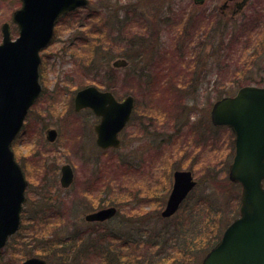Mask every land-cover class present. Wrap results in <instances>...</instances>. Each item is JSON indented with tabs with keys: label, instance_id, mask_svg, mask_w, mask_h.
Listing matches in <instances>:
<instances>
[{
	"label": "rangeland",
	"instance_id": "obj_1",
	"mask_svg": "<svg viewBox=\"0 0 264 264\" xmlns=\"http://www.w3.org/2000/svg\"><path fill=\"white\" fill-rule=\"evenodd\" d=\"M223 1L199 9L192 0H89L56 20L40 52L42 94L12 144L28 187L20 229L0 249V264L30 255L47 264L157 263L174 243L199 249L215 210L226 221L237 216L226 164L233 135L212 126L210 110L243 85L264 86V0H250L241 19L222 15ZM20 5L0 0V42L4 23L18 36L12 14ZM116 59L128 66L113 68ZM86 86L134 97L119 148L97 147L98 119L74 112V94ZM47 128L58 133L54 143L45 140ZM64 164L74 173L67 189L59 184ZM174 170L191 171L198 183L162 218ZM112 205L113 219L85 220ZM101 245L107 255L96 252ZM178 259L201 264L197 256Z\"/></svg>",
	"mask_w": 264,
	"mask_h": 264
},
{
	"label": "water",
	"instance_id": "obj_2",
	"mask_svg": "<svg viewBox=\"0 0 264 264\" xmlns=\"http://www.w3.org/2000/svg\"><path fill=\"white\" fill-rule=\"evenodd\" d=\"M21 6L12 15L18 37L11 39L10 27L4 23L0 43V249L19 228L20 212L25 202L26 182L14 161L11 143L19 133L29 107L38 97L39 52L51 40L56 20L87 0H20ZM202 4L204 0H194ZM124 60L114 67L126 66ZM134 98L116 100L109 91L89 86L74 97V110L90 108L100 117L94 127L96 144L107 149L120 145L119 132L128 122ZM214 126H225L234 134V155L228 178L241 187L239 215L223 231L221 238L205 255L202 264H264V87L244 86L234 96L217 100L211 108ZM55 130L46 132V139L55 141ZM73 174L69 165L61 168L60 182L68 187ZM190 171H175L170 194L161 216H172L195 187ZM116 212L114 207L99 210L86 217L104 221ZM22 264H46L31 257Z\"/></svg>",
	"mask_w": 264,
	"mask_h": 264
},
{
	"label": "trees",
	"instance_id": "obj_3",
	"mask_svg": "<svg viewBox=\"0 0 264 264\" xmlns=\"http://www.w3.org/2000/svg\"><path fill=\"white\" fill-rule=\"evenodd\" d=\"M192 32V31H191ZM190 32V33H191ZM229 45L226 46V49ZM183 108L185 109V104L183 105ZM181 109V108H179ZM233 151V143L231 142V152ZM227 166H229V163H226ZM231 186H234L237 188V193L236 195L234 196V198H232L231 200L233 201V204L232 207H230V210L231 208H233V211L236 212V210H238V204H239V193H238V186L235 185V184H231ZM217 212L219 211H214V215L212 217H209V220H211L212 222V225L213 227H207L206 225V229H207V234L204 238V240H202V244L200 246V248L198 249H190L191 247H188L187 249L185 248H179L176 246V243H174V249L175 251L172 252V251H166L164 253H162V256L159 257L158 259L160 260H157V263H155V261H151V262H147L148 264H177V261H179L180 264H182L180 262V260L178 259V256H181V255H184L186 256L187 260L190 261L191 260V255L194 257V260L197 257H199V262L200 260H202L203 256L216 244V242L219 240L221 234H222V231L224 230V228L228 225L229 221H230V217H227V221L224 220L223 218H220L219 215H217ZM208 229H210V234ZM200 236L198 235V240L194 241V242H199V239ZM172 247V245H171ZM107 251V248H104L103 245H101L97 250L96 252H100L102 255L105 254V252ZM178 251V252H177ZM176 252V253H175ZM187 254V255H186ZM189 254V255H188ZM106 255H107V252H106ZM105 255V256H106ZM156 255V254H155ZM32 256V255H30ZM28 256V257H30ZM125 258V257H124ZM154 258V257H153ZM182 258V257H181ZM107 264H111V260L110 258L108 259L107 258ZM131 261V260H130ZM141 262V259H138V260H135V261H131L130 264H140ZM201 263V262H200Z\"/></svg>",
	"mask_w": 264,
	"mask_h": 264
},
{
	"label": "flooded vegetation",
	"instance_id": "obj_4",
	"mask_svg": "<svg viewBox=\"0 0 264 264\" xmlns=\"http://www.w3.org/2000/svg\"><path fill=\"white\" fill-rule=\"evenodd\" d=\"M207 1V0H206ZM205 1V2H206ZM205 2L202 4V5H199V4H196V6L197 7H199V9H202L203 7H204V4H205ZM249 2H250V0H248L247 2H246V0L244 1V0H224L223 1V4H222V6L220 7V9H221V14L222 15H230V17L231 18H235V17H239L240 16V18H238V19H241V18H243L242 17V15L244 14V12H245V10H246V8L248 7V5H249ZM194 3V2H193ZM195 4V3H194ZM196 14V13H195ZM199 14V16L200 17H202L203 16V14H204V12H202V10L200 11V13H198ZM208 14L209 13H207L206 15H205V19L203 20L204 22H206L207 21V19H208ZM241 27V26H240ZM241 29V28H240ZM203 30H207L206 28H204ZM211 30H212V28H211ZM242 30V29H241ZM83 110H85V111H90L89 109H83ZM83 110H81V111H83ZM81 111H79V112H81ZM79 112H77V113H79ZM91 112V111H90ZM92 113V112H91ZM93 115V114H92ZM94 116V115H93ZM95 118H97L96 116H94ZM98 119V118H97ZM98 122V121H97ZM97 122L93 125V132H94V127H95V125L97 124ZM50 129V128H49ZM48 130V128L45 130V132ZM95 134V133H94Z\"/></svg>",
	"mask_w": 264,
	"mask_h": 264
}]
</instances>
